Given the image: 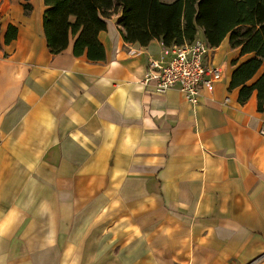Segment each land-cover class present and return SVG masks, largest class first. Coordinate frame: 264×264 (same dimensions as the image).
Returning a JSON list of instances; mask_svg holds the SVG:
<instances>
[{"label":"crops","instance_id":"obj_1","mask_svg":"<svg viewBox=\"0 0 264 264\" xmlns=\"http://www.w3.org/2000/svg\"><path fill=\"white\" fill-rule=\"evenodd\" d=\"M12 9L0 14V264H264V106L230 87L251 55L228 38L213 47L224 75L192 104L143 83L172 53L126 43L121 10L92 61L74 39L51 52L44 0Z\"/></svg>","mask_w":264,"mask_h":264},{"label":"trees","instance_id":"obj_2","mask_svg":"<svg viewBox=\"0 0 264 264\" xmlns=\"http://www.w3.org/2000/svg\"><path fill=\"white\" fill-rule=\"evenodd\" d=\"M43 26L48 47L53 54L68 48L74 39L76 56L101 61L106 57L99 39L107 29V19L121 10L119 24L126 43L148 46L159 40L165 46L191 42L203 29L210 47L226 38L241 55L251 57L239 64L230 87L239 88V101L246 102L257 91L259 108L264 106V0H44ZM26 10L28 5L25 6ZM17 27L10 25L6 43L17 37ZM261 74L248 84L259 71Z\"/></svg>","mask_w":264,"mask_h":264},{"label":"built area","instance_id":"obj_3","mask_svg":"<svg viewBox=\"0 0 264 264\" xmlns=\"http://www.w3.org/2000/svg\"><path fill=\"white\" fill-rule=\"evenodd\" d=\"M168 49L172 53L171 60L164 63L150 59L143 83H154L158 93L177 87L188 101L199 104L201 90L213 91L224 75V69L209 59L212 47L204 39L195 38Z\"/></svg>","mask_w":264,"mask_h":264},{"label":"rangeland","instance_id":"obj_4","mask_svg":"<svg viewBox=\"0 0 264 264\" xmlns=\"http://www.w3.org/2000/svg\"><path fill=\"white\" fill-rule=\"evenodd\" d=\"M21 0H0V14L2 13V9L4 11V8H7L8 11L11 13L13 11L12 6H17V3ZM163 1H170V0H163Z\"/></svg>","mask_w":264,"mask_h":264}]
</instances>
